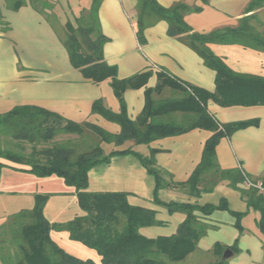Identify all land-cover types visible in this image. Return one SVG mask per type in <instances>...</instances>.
Returning <instances> with one entry per match:
<instances>
[{
  "label": "crops",
  "instance_id": "obj_1",
  "mask_svg": "<svg viewBox=\"0 0 264 264\" xmlns=\"http://www.w3.org/2000/svg\"><path fill=\"white\" fill-rule=\"evenodd\" d=\"M92 0H54L50 14L58 25L65 28L74 25L76 17L90 7ZM182 1L188 6H198L199 11L184 15L192 31L205 33L216 28L237 27L240 19L254 13L260 27L264 25V6L246 12L251 0H157L164 7ZM137 0H102L98 12L100 28L106 40L103 44V60L116 68L118 78H126L149 71L144 86L127 88L123 98L127 115L135 119L145 103V88L154 87L157 73L165 72L183 84L208 91L215 88V71L207 67L202 58L177 37L167 34L168 24L158 20L144 30L145 42L136 35ZM7 29L0 26V114L16 106L33 105L61 116L64 120L90 122L117 133L120 127L93 113L92 104L102 99L105 107L119 111V101L114 95L110 77L98 82L85 78L80 69L72 66L68 52L61 41L59 31L48 15L39 13L25 3L17 10L0 5ZM254 25V24H253ZM261 32V29H257ZM210 49L232 70L264 77V50L250 48L240 43H211ZM170 91L164 89L163 94ZM209 113L220 123L256 119V125L236 130L229 137H222L215 146L216 158L222 168H238L245 178L260 181L264 172V105L221 106L209 99ZM211 132L192 129L188 132L156 138L148 144L126 141L121 145L102 143L105 154L115 150H132L148 156L156 150L155 161L166 170L175 182L188 179L201 158L205 140ZM28 166L0 158V222L8 215L34 205L36 193L48 194L43 207L48 223H64L84 214L78 203L75 188L66 185L56 175L36 176L24 171ZM246 188V181L238 184ZM155 180L132 153L113 155L108 162L99 163L88 171L89 192H122L130 206L155 211L159 224L139 228L148 238L169 236L176 232L185 219L181 211H169L154 201ZM157 198L164 202L188 204H214L224 201L227 209H216L210 214L196 211L203 223L210 225L195 248L183 261L186 264H208L217 259L215 244L224 247L236 245L228 264L264 263V238L257 229L259 212L248 208L239 190L231 188L227 181L219 182L212 191L192 195L180 187H162ZM231 211L241 212L242 231L235 226ZM51 239L66 253L82 260L101 263L100 255L77 240L66 230H50ZM231 248V247H230ZM229 248V249H230ZM223 250V252H224ZM223 254V253H222Z\"/></svg>",
  "mask_w": 264,
  "mask_h": 264
},
{
  "label": "trees",
  "instance_id": "obj_2",
  "mask_svg": "<svg viewBox=\"0 0 264 264\" xmlns=\"http://www.w3.org/2000/svg\"><path fill=\"white\" fill-rule=\"evenodd\" d=\"M7 7L17 10L28 3L39 13L51 15V0H6ZM102 0H92L90 7L75 18V24L67 23L61 41L65 46L73 67L80 69L85 78L93 82L110 77L114 95L119 101V111L104 106L102 99L93 102V113L117 123L120 130L111 133L90 122L64 120L61 116L33 105L16 106L0 114V133L16 140V148H0V158L17 164L36 176L56 175L66 185L75 188L80 208L84 214L64 223H48L43 207L48 194L36 193L34 205L8 215L0 224L1 264H96L90 259L82 260L62 250L50 236V230H66L69 237L94 249L102 264H172L183 262L192 253L199 239L206 234L210 225L200 221L195 214L200 211L210 214L216 209H227L224 201L214 204H186L164 202L157 198L162 187L172 186L186 189L192 195L210 192L221 181H227L231 188L240 191L248 208L259 212L257 229L264 238V196L254 187L241 188L238 184L245 176L238 168H222L216 158L215 146L222 137H229L236 130L256 125V119L220 123L209 113L207 101L211 99L221 106L264 105V77L237 73L227 66L209 47L211 43H240L250 48L264 50V34L250 23L254 13L240 19L237 27L216 28L199 33L191 30L184 15L199 11L198 6H188L179 1L164 7L157 0H137L136 35L145 42L144 30L158 20L168 24L167 34L195 51L203 63L215 71L213 91L183 84L172 79L165 72L157 73L154 87L145 88V103L135 119L127 115L123 93L127 88L145 85L150 72H143L126 78L116 76V68L103 60V35L98 10ZM204 3L207 0H203ZM264 6V0H251L246 12ZM0 26L7 29L0 9ZM167 88L170 91L164 95ZM211 132L205 140L200 161L188 179L175 182L170 173L158 166L156 150L143 156L132 150H115L105 154L101 144L121 145L126 141L148 144L156 138L173 136L192 129ZM69 134L71 137H59ZM74 135V136H73ZM134 154L155 180L154 201L169 211H181L185 219L174 234L148 238L140 234L139 228L159 224L155 211L139 206H130L122 192H89L88 171L96 164L108 162L113 155ZM264 185V172L261 177ZM235 226L242 231L240 223L243 213L231 211ZM231 249L238 250L236 245ZM229 247V248H230ZM217 259L208 264H228L222 259L224 247L215 244ZM260 264V263H257ZM264 264V263H262Z\"/></svg>",
  "mask_w": 264,
  "mask_h": 264
},
{
  "label": "rangeland",
  "instance_id": "obj_3",
  "mask_svg": "<svg viewBox=\"0 0 264 264\" xmlns=\"http://www.w3.org/2000/svg\"><path fill=\"white\" fill-rule=\"evenodd\" d=\"M53 0H51L52 2ZM55 2V0H54ZM0 5L2 6H6L7 7V2L6 0H0ZM1 9V8H0ZM49 20L53 23V25L56 27V29L59 31V34L61 37H64L65 35V28L60 27L58 25V22L55 18L54 15H48ZM4 19V18H3ZM5 21V19H4ZM6 22V21H5ZM250 23L254 24L255 27L257 29H261V33L264 34V25L263 27H260V25H258L257 23H255V21L251 20ZM75 24V21H74ZM2 29V27H1ZM165 95V94H164ZM74 136V135H73ZM59 137H71V135L69 134H61ZM0 148L4 149V148H16V140H13L12 138H10L8 135H4L0 133ZM3 222V221H2ZM0 222V224L2 223ZM1 264V263H0ZM172 264H186V262H179V263H172Z\"/></svg>",
  "mask_w": 264,
  "mask_h": 264
},
{
  "label": "built area",
  "instance_id": "obj_4",
  "mask_svg": "<svg viewBox=\"0 0 264 264\" xmlns=\"http://www.w3.org/2000/svg\"><path fill=\"white\" fill-rule=\"evenodd\" d=\"M245 181H246V184H247L248 186H251V187L256 188V189L258 190V192H259L262 196H264V185L262 184L261 181H251V180H249V179H247V178H245Z\"/></svg>",
  "mask_w": 264,
  "mask_h": 264
},
{
  "label": "water",
  "instance_id": "obj_5",
  "mask_svg": "<svg viewBox=\"0 0 264 264\" xmlns=\"http://www.w3.org/2000/svg\"><path fill=\"white\" fill-rule=\"evenodd\" d=\"M231 254H232L231 248L230 249L227 248V249L224 250L221 258L222 259H227V258L231 257Z\"/></svg>",
  "mask_w": 264,
  "mask_h": 264
}]
</instances>
